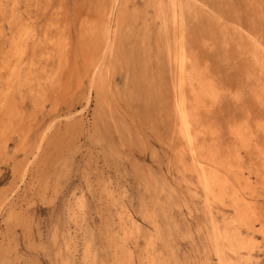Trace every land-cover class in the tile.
Wrapping results in <instances>:
<instances>
[{"label": "rangeland", "instance_id": "374dc122", "mask_svg": "<svg viewBox=\"0 0 264 264\" xmlns=\"http://www.w3.org/2000/svg\"><path fill=\"white\" fill-rule=\"evenodd\" d=\"M101 2L19 0V12L41 27L62 17L61 23L75 32L81 19L99 15ZM152 2L119 0L120 42L100 70L101 91L90 87L91 68L77 51L64 68L66 87L47 88L37 98L33 73L45 64L46 49L37 50L32 77L12 97L17 117L0 133V264H220L222 258L231 264H264V238L257 232L241 230L239 239L248 246L235 252L228 248L223 234L234 229L228 196L207 198L191 156L178 149L171 10L167 0ZM179 2L186 11L181 35L190 39L194 76L205 85L202 111L191 131L199 134L204 127L212 149L238 148L231 190L254 209L252 220H264V180L257 183L255 176L264 177V67L248 54L252 40L264 51V0ZM3 29L7 38L6 24ZM23 59L22 74L28 65ZM207 85L214 88L215 102ZM233 121L246 122L254 132L246 148L227 132Z\"/></svg>", "mask_w": 264, "mask_h": 264}, {"label": "bare ground", "instance_id": "6f19581e", "mask_svg": "<svg viewBox=\"0 0 264 264\" xmlns=\"http://www.w3.org/2000/svg\"><path fill=\"white\" fill-rule=\"evenodd\" d=\"M148 1L151 2L152 0H148ZM154 1L156 2L157 0H154ZM155 2H152V4H154ZM118 4H119V0H102L101 4L99 6V10H100L99 15H97L96 18H94V19L93 18L92 19H90V18L81 19L79 21V25L77 27H75V32H73V29L71 28L69 23H67L65 21L63 24L61 23L62 17H55L49 23H47L46 25L41 27L39 21L34 20V21L29 22V21H27V18L19 12V5H20L19 0H0V36H1L0 37V39H1L0 40V74L3 76L0 78V133L5 132L8 129L12 128V124L15 121L13 119L15 117H17V113L14 110V104L12 101V97H13L14 93H16L15 91L17 90L20 83L22 84V82H25L26 80H28L29 78L32 77L29 74L35 69V67L33 65H35V63H36L35 62L36 52L41 47L46 49L45 50V56H44L45 64L42 65L38 71L33 73L35 75V77H33V78H35L39 84L38 97L37 98H43V96L45 95V92L54 86L55 87L58 86L59 88H62V89H64L66 87L67 75L65 74L64 68H65V66H67L69 64V60L71 58H73V55L77 51H79V54H81L83 61L88 65L89 68H91L90 74L88 77L90 87L95 88L99 91H101V89H103L102 87H104V86H103L102 81H101L100 70L102 67H105L108 65V62L111 60L116 46L120 42V40L117 36V32L119 29L118 27H120L122 23H120V18L118 17L120 15V10L118 8ZM157 6H159V8L162 10L164 9V8H162L163 5L158 4ZM168 7H169V9H168ZM167 9H168V11L171 10L170 21L172 22V28H173V32H174V34H173L174 45L172 48L173 52L169 55V57H170V62H171L170 73L172 74L171 75V77H172L171 88L173 91L172 92L173 93L172 114H173L174 119H175L173 121V126L176 129V132H177V135L179 138L180 147L178 146V149L180 151H185L188 155L191 156V160H192L191 165L192 164L195 165L194 171H196L198 184H199L201 190L203 191V193L205 194V196L207 198L209 196L212 198L218 197L219 199H221L224 196H228V198L230 200V205L233 208V212H234V215L230 219V223L232 226H234V229L232 230V228H231L232 231L230 233L223 234V238L228 243V248L231 251L235 252L237 249L243 248L244 247L243 245H245L246 247L248 246V243H244L243 240L239 239V234L241 233V230L245 231L246 235H250V234H253L254 232H257L264 238V223H263L264 220L260 216H256L254 218V220H252L251 218H253V216L255 214L254 209L250 206V204H245L243 197L238 196V194L234 190H231L229 175L232 174L234 177H236V175L238 174V173H231L233 171V168H234L233 166L235 164H237V161L239 159L238 148L235 147L234 150L229 146L228 147L224 146V147H219V148H213V149L210 148V146H208V144L206 142V135L204 134L206 131L203 130L204 127H202V124H199V126L202 127L199 130V134H197L196 132L192 133V131H191L192 121H194L196 116L199 115L202 111V103H203L202 94H203V88H205V85H204V83H201L200 78L196 79L194 76L195 71H194V67L192 64L193 61L191 60L192 58L187 52V49H189V46L186 44L189 42L190 39L188 37H185L183 34L181 35V33L183 32V28H184V16H183V14L186 12L185 8H184V6L181 5L179 0H167ZM8 10H10V11H8ZM72 10H73V8H72ZM138 10L139 9H137L136 11L138 12ZM58 11H60V10H58ZM58 11H56V12H58ZM126 12L127 11H125V13ZM145 13H146V11H145ZM56 14H58V13H56ZM135 16H137V15H135ZM72 22H74V21H72ZM210 22H212V21H210ZM4 24L7 25V28L10 31V35L7 38H4V36H5L3 33V30L5 31V29H3ZM178 31H180L179 32L180 35L176 36L175 34ZM74 36H75V39H74ZM142 41L143 40H141V43H142ZM140 51H142V49ZM248 54L250 55L253 62H255L257 64H261L262 67H264V51H263L262 47H260L256 41L252 40V45H250V48L248 50ZM24 57L27 58L28 65H27V72L22 74V68H23L22 65L24 63V59H23ZM131 59H133V58L131 57ZM88 67H86V68H88ZM130 72H132V71H130ZM157 72H159V71L157 70ZM157 80H158V78H157ZM163 85H164V83H163ZM196 85L197 86L199 85L198 92L196 91ZM128 86H130V85L128 84ZM157 86H158V84H157ZM153 87H154V85H153ZM207 88H208V90H211V91H209V92H211L209 95V98L211 99V101H213L214 100L213 98H215L214 93L212 92L213 86L208 87V85H207ZM132 89H134V88H132ZM137 90H140V89H137ZM148 90L149 89H147V91ZM130 92H132V91H130ZM128 93H129V91H128ZM149 94H150V92H149ZM188 94H190V97ZM127 95L129 96L130 94H127ZM164 101H165V99H164ZM213 102H215V100ZM158 103H159V101H158ZM188 103L191 105V108H192L191 111L188 109ZM157 108H159V107H157ZM95 111H98V110H95ZM157 112H159V111H157ZM107 113H108V111H107ZM103 115H105V114H103ZM159 120L162 121L161 118ZM100 121H101V119H100ZM106 123H108V122L106 121ZM245 123L246 122H244V121L243 122L233 121L230 124H228L227 132L235 139V144H236V142H238V144H240L241 147L246 148L249 145V141L252 138V136L254 135V132L252 131V129H250L251 126L248 124H245ZM123 124H124V122H123ZM160 124H161V122H160ZM126 125H127V123H126ZM105 127H106V125H105ZM39 139L42 140L41 137ZM182 142L184 143L183 145H182ZM114 143H115V141H114ZM39 145H40V143H38V146ZM134 147H135V143H134ZM111 153H112V151H111ZM113 155H114V153H113ZM64 157H62V158H64ZM53 162L55 163V161H53ZM59 172H61V171H59ZM51 173H53V172H50V174ZM62 173H63V170H62ZM255 176H256V182L257 183H260L262 180H264V177H263L261 172H256ZM52 180H54V179H52ZM41 182H43V181H41ZM73 198H75V197H73ZM145 198H146V196H145ZM153 198H155V197L153 196L152 199ZM128 199H129V197H128ZM4 202L2 201L3 204H4ZM72 202H73V200H72ZM177 203H178V201H177ZM137 204H138V202H137ZM195 210H196V208H195ZM14 212H13V215L15 214ZM200 212H201V210H200ZM73 216H74V214H73ZM11 217H13V216L11 215ZM19 217H18V219H19ZM203 219H204V217H203ZM73 220H75V219H73ZM164 221H167V220H164ZM254 222L258 223L257 224L258 227H255ZM136 225H137V223H136ZM60 229L62 230V228H60ZM153 229H155V228H153ZM82 230H83V228H82ZM129 230L130 229H128V231ZM136 230H138V229H136ZM74 231H76V230L74 229ZM81 234H83V232ZM130 235H133V234H131V232H130ZM137 235H138V233H137ZM164 235H165V233H164ZM89 236H91V235H89ZM154 238H155V236H154ZM163 238H164V236L162 237V239ZM60 239H61V237H60ZM67 240H70V239H67ZM146 241L149 242V240H146ZM164 241H165V238H164ZM164 243H166V242H164ZM68 244H69V242H68ZM148 244H150V242ZM145 245H147V244H145ZM134 246H135V244H134ZM249 246L251 248L252 245H249ZM170 249H172V248H170ZM59 251H60V249H59ZM84 251H85V249H84ZM94 251H95V249H94ZM54 252H55V250H54ZM61 254H63V253H61ZM170 254H172V253H170ZM82 255L84 256V254H82ZM93 257H95V256L93 255ZM73 258H74V256H73ZM147 258H148V256H147ZM227 258H229V257H227ZM86 260H87V258H86ZM98 261H100V260H98ZM76 262H77V260H76ZM60 263L61 262H59V264ZM78 263H80V262H78ZM152 263H154L153 259H152ZM63 264H65V263H63ZM85 264H86V261H85ZM101 264H102V262H101ZM220 264H231V263L228 261H224L222 258Z\"/></svg>", "mask_w": 264, "mask_h": 264}]
</instances>
